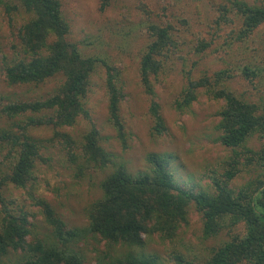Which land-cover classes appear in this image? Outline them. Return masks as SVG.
Returning a JSON list of instances; mask_svg holds the SVG:
<instances>
[{"label": "trees", "instance_id": "trees-1", "mask_svg": "<svg viewBox=\"0 0 264 264\" xmlns=\"http://www.w3.org/2000/svg\"><path fill=\"white\" fill-rule=\"evenodd\" d=\"M30 15L18 31L21 55L4 69L10 86L40 85L57 76L63 82L55 92L35 101H18L2 107V113L15 122L11 129L0 130V147L7 148L10 165L0 173V264H88L79 243L87 237L106 242L108 249L123 246L143 248L145 237L158 235L173 242L180 230L189 224L192 207L202 216L203 237H218L226 232L228 239L214 248L203 261L179 256L175 264H264V142L255 150L249 142L256 136L264 139V101L253 102L238 96L228 85L233 78L228 70L203 75L188 82L175 101L179 112L188 111L203 91L208 97L223 101L219 111V141L232 154L223 162L219 176L211 177L212 192L181 187L171 170V156L150 153L149 168L131 173L117 161L115 154L101 144L99 130L92 125L79 147L71 135L62 131L73 127L80 117L90 119L85 100L91 77L100 60L85 57L78 45L69 41L70 25L62 13L60 0H19ZM110 0H103L102 9ZM144 10V6L142 7ZM220 18L229 24L235 15L241 27L235 40L244 43L264 25V5L243 0H229L219 7ZM150 42L141 60L140 77L147 93L154 96L152 78L164 67L169 52L178 47L171 26L151 25ZM242 75L250 83L264 79V65H246ZM109 121L118 133L124 149L128 148L121 103L125 94L119 85L118 72L107 67ZM154 131L165 130L160 106L153 102ZM51 127V142L67 147L71 157L76 150L95 169L114 168L101 182L102 197L88 209L85 229L68 228L56 210L44 199L37 205L50 228L38 237L36 225L23 209H15L6 190L12 185L29 189L34 181L36 163L41 159L43 142L31 135L32 128ZM242 174L252 175L238 188L233 182ZM95 264H159L158 258L127 251L109 262Z\"/></svg>", "mask_w": 264, "mask_h": 264}, {"label": "rangeland", "instance_id": "rangeland-1", "mask_svg": "<svg viewBox=\"0 0 264 264\" xmlns=\"http://www.w3.org/2000/svg\"><path fill=\"white\" fill-rule=\"evenodd\" d=\"M264 5V0H243ZM62 13L70 25L69 41L76 43L85 57L100 60L91 77V87L85 100L90 119L80 117L73 127L63 128L79 147L92 125L99 130L101 144L117 157L118 162L137 174L149 168L150 153L171 156L175 181L183 188L212 192L211 177L219 176L223 162L232 154L219 141V111L223 101L208 97L203 91L186 112L175 108V101L185 88L188 78L228 70L233 78L227 85L242 98L264 101V79L250 83L242 75L246 65H264V25L244 43L235 40L241 21L235 23L220 18L219 7L229 0H110L102 9L103 0H60ZM145 7L144 10L142 7ZM30 15L19 0H0V130L11 129L15 122L2 113V107L18 101H35L52 95L63 82L57 76L40 85L10 86L4 69L21 55L18 31ZM171 26L178 47L169 52L161 72L152 78L154 96L147 93L140 77L141 60L150 37L151 25ZM107 67L118 72L119 85L125 97L121 103V118L125 125L128 148L124 149L116 129L109 121ZM157 102L166 130L154 131L151 106ZM31 135L43 142L41 159L37 161L32 186L17 189L8 186L6 196L15 209H23L36 225L38 237L50 233V228L37 205L44 199L56 210L68 228L85 229L88 209L102 197L101 182L113 172L112 166L95 169L76 150V157L58 141L51 142V127L32 128ZM264 139L254 137L249 146L258 150ZM7 148L0 147V173L10 165ZM252 175L242 174L234 182L238 188ZM228 239L226 232L218 237H203L202 216L194 207L189 212V224L173 242L158 235L145 237L143 248L132 250L116 246L108 249L106 242L89 236L78 244L86 263L111 258L131 251L158 258L159 264H175L179 256L206 260L212 250Z\"/></svg>", "mask_w": 264, "mask_h": 264}]
</instances>
